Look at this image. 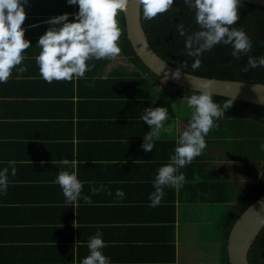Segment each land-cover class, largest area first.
Segmentation results:
<instances>
[{
  "label": "crops",
  "instance_id": "1",
  "mask_svg": "<svg viewBox=\"0 0 264 264\" xmlns=\"http://www.w3.org/2000/svg\"><path fill=\"white\" fill-rule=\"evenodd\" d=\"M77 11L67 0H29L21 27L32 47L0 83V168L9 167L8 189L0 194V264H80L98 229L112 264H222V230L220 237L209 231L208 212L216 204L231 207L255 183L257 170L230 157L224 141H212L201 161L195 157L179 169L183 186H166L161 204L150 206L156 171L169 162L191 109L180 97L167 96L164 79L147 88L130 81L140 69L122 51L87 61L94 67L83 77L44 80L36 43L50 17L67 12L71 21ZM21 66L26 71L18 72ZM149 106H166L170 119L145 151L150 126L141 116ZM62 168L76 171L83 182L71 204L54 183ZM117 188L126 193L122 200L115 197Z\"/></svg>",
  "mask_w": 264,
  "mask_h": 264
},
{
  "label": "clouds",
  "instance_id": "2",
  "mask_svg": "<svg viewBox=\"0 0 264 264\" xmlns=\"http://www.w3.org/2000/svg\"><path fill=\"white\" fill-rule=\"evenodd\" d=\"M29 0H0V83L6 82L17 65L25 58L23 52L32 47L25 38V29L21 27L26 18L25 5ZM69 5H78L74 19L69 20L65 12L50 17V25L42 34L36 45L40 52L35 57L41 77L51 83L53 80H72L83 77L94 65L87 63L92 58L115 57L121 53L117 41L121 28L117 22L119 13H126L129 0H67ZM142 17L151 20L158 14L167 12L174 6V0H138ZM183 4L194 12L196 29H189L184 23L176 24L177 32L183 36L186 56L192 58L191 68L196 69L202 62L204 53L216 45L231 46V55L240 59L247 55L243 70L264 67V55H248L252 49V40L242 27H237L240 19L242 0H183ZM188 61L180 62L172 77L179 79L182 69H187ZM18 72L26 71V66L17 68ZM195 81V88L187 98L191 109L188 127L176 138V145L169 162L161 165L152 181L154 191L149 194L150 206L162 202L166 186L179 189L183 186L185 175L180 168L191 163L207 147L206 136L211 129L218 127L219 118L225 115L235 102V96H229L223 102L213 99L211 88L213 81L202 80L187 72ZM199 89V90H198ZM155 104V102L153 103ZM141 119L150 126V131L143 135L141 147L150 151L159 140L162 130L166 131L165 122L170 119L166 106L145 107ZM264 149V143L260 145ZM69 165L68 159H63ZM11 175L15 176V161H8ZM75 168V163H72ZM54 183L60 185L65 200L72 203L81 196L83 182L76 171L68 168L59 170ZM9 185V167L0 168V194L7 192ZM100 189L93 188L92 192ZM126 196L123 189L117 188L115 197L122 200ZM91 203L90 197H84ZM264 224V217H258ZM89 254L80 264H112L111 257L103 253L106 241L102 232H97L87 241Z\"/></svg>",
  "mask_w": 264,
  "mask_h": 264
},
{
  "label": "trees",
  "instance_id": "3",
  "mask_svg": "<svg viewBox=\"0 0 264 264\" xmlns=\"http://www.w3.org/2000/svg\"><path fill=\"white\" fill-rule=\"evenodd\" d=\"M239 11L240 19L235 26L242 27L252 40V49L248 55L254 57L264 55V5L242 0ZM120 22L123 29L120 41L121 51L140 69L130 76V81L133 82L134 79L141 85H146V88L148 84H151L150 82H159L161 76L153 72L136 53L127 34L124 13L120 17ZM180 22L190 30L198 28V25L194 23V12L183 4V0H174L172 8L151 20H145L142 17L150 43L168 62L177 66L180 62L187 60L188 67L183 70L198 75L264 83V67L244 71L247 55H242L240 59L232 57L230 45H216L211 51L204 53L200 66L192 69V58L185 54V38L180 36L176 29V24ZM144 72L147 77L142 74ZM165 86L167 96L176 99L180 97L184 102L191 94V88L182 87L170 81H166ZM227 98L229 97L219 94L213 96L217 102H223ZM184 102H181L182 109L186 108ZM190 117L191 115L182 118L181 132L188 127ZM205 139L207 145L212 141L220 145L224 141L225 150L229 152L230 157L244 159L248 162V167L257 170L255 183L226 210L219 222V229L222 230L221 263L231 264L228 254L230 231L239 215L264 193V149L260 148V145L264 143V106L235 99L234 104L225 111V115L219 118L218 127L211 129ZM203 154L196 158L201 161ZM248 257L251 264H264V227L251 246Z\"/></svg>",
  "mask_w": 264,
  "mask_h": 264
},
{
  "label": "water",
  "instance_id": "4",
  "mask_svg": "<svg viewBox=\"0 0 264 264\" xmlns=\"http://www.w3.org/2000/svg\"><path fill=\"white\" fill-rule=\"evenodd\" d=\"M264 5V0H244ZM128 37L143 62L161 79L176 85L195 88V81L187 73L181 71L179 79L172 77L175 65L168 62L152 46L142 23V13L138 0H129L125 13ZM202 80L213 81L211 88L214 94L235 96V99L250 101L264 106V83L237 79H222L189 72ZM199 90V89H198ZM258 217H264V193L251 203L236 219L228 238V254L231 264H251L249 251L258 234L264 227Z\"/></svg>",
  "mask_w": 264,
  "mask_h": 264
},
{
  "label": "rangeland",
  "instance_id": "5",
  "mask_svg": "<svg viewBox=\"0 0 264 264\" xmlns=\"http://www.w3.org/2000/svg\"><path fill=\"white\" fill-rule=\"evenodd\" d=\"M181 115H185V112L183 109H182ZM226 210H227L226 204H216L214 207L212 206L210 207L209 212L208 210H206V212L209 213V231L212 233L214 231L216 237H220L221 235L220 231L218 230L219 222L222 216L224 215V213L226 212ZM209 239H210V235H209ZM210 258H211V255L209 254L207 256V260Z\"/></svg>",
  "mask_w": 264,
  "mask_h": 264
}]
</instances>
